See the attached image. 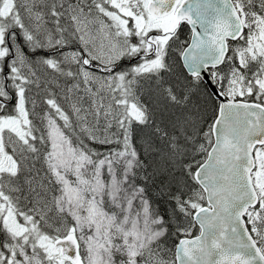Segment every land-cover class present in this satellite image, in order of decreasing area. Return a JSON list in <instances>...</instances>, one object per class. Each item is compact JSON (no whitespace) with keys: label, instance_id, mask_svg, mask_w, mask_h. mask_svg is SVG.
I'll return each mask as SVG.
<instances>
[{"label":"snow or ice","instance_id":"6c2138e0","mask_svg":"<svg viewBox=\"0 0 264 264\" xmlns=\"http://www.w3.org/2000/svg\"><path fill=\"white\" fill-rule=\"evenodd\" d=\"M0 264H264V0H0Z\"/></svg>","mask_w":264,"mask_h":264}]
</instances>
